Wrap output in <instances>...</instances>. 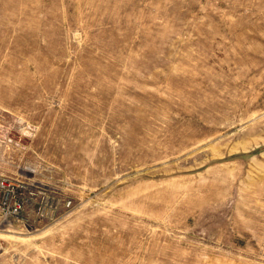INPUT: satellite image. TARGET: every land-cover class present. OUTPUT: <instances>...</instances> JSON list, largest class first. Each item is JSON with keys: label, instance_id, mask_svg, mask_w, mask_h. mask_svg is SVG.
<instances>
[{"label": "rangeland", "instance_id": "obj_1", "mask_svg": "<svg viewBox=\"0 0 264 264\" xmlns=\"http://www.w3.org/2000/svg\"><path fill=\"white\" fill-rule=\"evenodd\" d=\"M0 175V264H264V0H0Z\"/></svg>", "mask_w": 264, "mask_h": 264}, {"label": "built area", "instance_id": "obj_2", "mask_svg": "<svg viewBox=\"0 0 264 264\" xmlns=\"http://www.w3.org/2000/svg\"><path fill=\"white\" fill-rule=\"evenodd\" d=\"M40 192L31 189L20 178L0 175V213L5 219L8 217H24L26 210L34 200L37 201L39 211L43 212L42 202L46 197L42 192V195H40ZM71 203V201H68L66 205L70 206Z\"/></svg>", "mask_w": 264, "mask_h": 264}, {"label": "bare ground", "instance_id": "obj_3", "mask_svg": "<svg viewBox=\"0 0 264 264\" xmlns=\"http://www.w3.org/2000/svg\"><path fill=\"white\" fill-rule=\"evenodd\" d=\"M212 81V80H211ZM217 92V91H216ZM215 95V94H214ZM217 103V102H216ZM218 104V103H217Z\"/></svg>", "mask_w": 264, "mask_h": 264}]
</instances>
